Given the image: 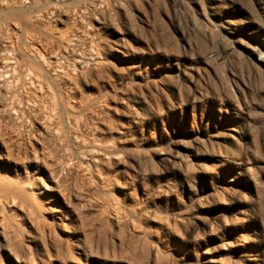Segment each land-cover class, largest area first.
<instances>
[{
	"label": "rangeland",
	"instance_id": "obj_1",
	"mask_svg": "<svg viewBox=\"0 0 264 264\" xmlns=\"http://www.w3.org/2000/svg\"><path fill=\"white\" fill-rule=\"evenodd\" d=\"M0 264H264V0H0Z\"/></svg>",
	"mask_w": 264,
	"mask_h": 264
}]
</instances>
